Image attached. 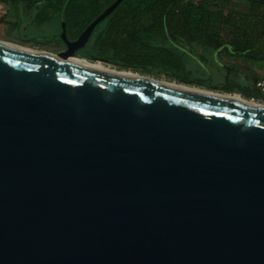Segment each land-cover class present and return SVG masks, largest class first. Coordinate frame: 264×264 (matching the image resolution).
Listing matches in <instances>:
<instances>
[{"label":"water","instance_id":"obj_1","mask_svg":"<svg viewBox=\"0 0 264 264\" xmlns=\"http://www.w3.org/2000/svg\"><path fill=\"white\" fill-rule=\"evenodd\" d=\"M0 264H264V109L0 48Z\"/></svg>","mask_w":264,"mask_h":264},{"label":"trees","instance_id":"obj_2","mask_svg":"<svg viewBox=\"0 0 264 264\" xmlns=\"http://www.w3.org/2000/svg\"><path fill=\"white\" fill-rule=\"evenodd\" d=\"M113 1L61 0L58 5L56 0L53 6L59 14L65 5L67 32L76 37ZM217 1L211 0V6ZM238 1L248 6L247 15L213 14L205 0H125L97 26L91 36L93 41L89 40L88 45H91L82 57L89 61L93 57L108 64H117V57L145 59L148 54L152 63L161 65L167 62L161 58L162 54L171 56L169 46L174 45L172 38H177L188 46L196 45L209 52L211 48L226 45L231 48L232 55L249 54L264 59V47H258L259 44L264 45V0ZM219 25L240 31L245 36V48L233 50L231 43L221 42L216 30ZM230 73L231 69H228L227 74ZM258 81L251 75L240 83L237 78L230 79L227 75L224 92L238 93L246 99H260L262 96L256 88ZM196 86L203 87L201 84Z\"/></svg>","mask_w":264,"mask_h":264},{"label":"rangeland","instance_id":"obj_3","mask_svg":"<svg viewBox=\"0 0 264 264\" xmlns=\"http://www.w3.org/2000/svg\"><path fill=\"white\" fill-rule=\"evenodd\" d=\"M25 1L0 0V40L57 55L63 54L59 48L50 47L47 41L60 32L59 14L57 12L47 14L46 9L29 10V5ZM60 2L61 0H57L58 5ZM205 5L208 9H212L213 14L231 13L239 17L247 15L249 11L246 3L238 0H218L212 6L211 0H205ZM25 9L30 11L29 17L23 15L22 10ZM216 30L218 39L221 42L231 43L233 50L241 51L245 48V36L240 31L222 25H219ZM91 40L93 41V38ZM172 41L174 45L169 46L171 56L166 53L161 56L167 61L165 64L152 63V59L146 54L145 59L117 57L119 65L116 63L104 65L156 79L184 82L195 87L201 84L203 87L200 88L217 92L225 91L227 75L231 79L237 78L240 83L245 77L251 75L258 79L264 76V59L260 57L249 54L232 55L231 48L226 45L217 48L218 54L196 45L188 46L181 39L172 38ZM258 47L263 48L264 45L259 44ZM80 58L84 57L80 56ZM228 69H231L230 74H227Z\"/></svg>","mask_w":264,"mask_h":264},{"label":"bare ground","instance_id":"obj_4","mask_svg":"<svg viewBox=\"0 0 264 264\" xmlns=\"http://www.w3.org/2000/svg\"><path fill=\"white\" fill-rule=\"evenodd\" d=\"M0 48L22 52V53L30 54V55L37 56L40 58L60 60L62 62L74 64L78 67L91 70L94 72L110 74L112 76L132 80V81H136V82H140V83H144L148 85L185 89V90L194 91V92H198L202 94L217 96V97L226 99L228 101L241 102V103H246L250 105H255V106L260 107L261 109H264V104L259 103L256 100L246 99L242 97L241 95H239L238 93L229 94V93H224V92L211 91L205 88L181 84L179 82L165 80L162 78L156 79L148 75H144V74H138V73H134L131 71H125V70H118V69L106 66L100 62H91L84 58H80V56H77V55H75V57L66 58L63 54L57 55V54H53L50 52L41 51L39 49H31L29 47H24L18 44L9 43L6 41H1V40H0Z\"/></svg>","mask_w":264,"mask_h":264},{"label":"flooded vegetation","instance_id":"obj_5","mask_svg":"<svg viewBox=\"0 0 264 264\" xmlns=\"http://www.w3.org/2000/svg\"><path fill=\"white\" fill-rule=\"evenodd\" d=\"M54 1L55 0H26L25 2H27V4L29 5V10L41 11L42 9H46V11H47L48 9L53 7ZM22 11H23V15H25L26 17H29L30 11H28V9H25V10H22ZM59 34H60V32H59ZM59 34L54 36V37H52V38H50V39H48L47 41H48V44L50 45V47L59 48L64 53L66 49H65V46L63 45V43L61 42V40L59 38ZM77 37L78 36L71 37L68 34V32H67V38H68L69 41H74ZM88 44L89 43H87V45L85 46L84 50H81V51H79L77 53L78 56H82V55L85 54V51L91 45V44L90 45H88Z\"/></svg>","mask_w":264,"mask_h":264},{"label":"built area","instance_id":"obj_6","mask_svg":"<svg viewBox=\"0 0 264 264\" xmlns=\"http://www.w3.org/2000/svg\"><path fill=\"white\" fill-rule=\"evenodd\" d=\"M256 88L258 89L262 97L260 99L252 98L250 100H256L257 102L264 104V76L256 83Z\"/></svg>","mask_w":264,"mask_h":264},{"label":"crops","instance_id":"obj_7","mask_svg":"<svg viewBox=\"0 0 264 264\" xmlns=\"http://www.w3.org/2000/svg\"><path fill=\"white\" fill-rule=\"evenodd\" d=\"M56 1V0H55ZM55 11H54V6L51 7L50 9L47 10V14H53ZM226 43V42H225ZM217 48H220V47H214V48H211V51L214 53V52H217L219 54V51H217ZM227 76H225L226 78ZM231 79V78H230Z\"/></svg>","mask_w":264,"mask_h":264}]
</instances>
